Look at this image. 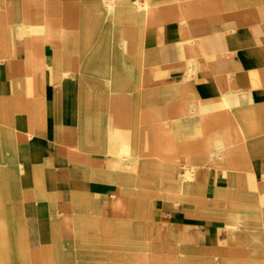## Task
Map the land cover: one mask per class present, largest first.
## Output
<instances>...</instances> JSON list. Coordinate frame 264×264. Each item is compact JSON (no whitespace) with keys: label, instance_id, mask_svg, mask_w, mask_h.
Masks as SVG:
<instances>
[{"label":"crops","instance_id":"1","mask_svg":"<svg viewBox=\"0 0 264 264\" xmlns=\"http://www.w3.org/2000/svg\"><path fill=\"white\" fill-rule=\"evenodd\" d=\"M18 1L0 0V241L32 264L73 235L68 264H264L259 0H62L84 18L68 47L24 36L19 4L6 20Z\"/></svg>","mask_w":264,"mask_h":264},{"label":"rangeland","instance_id":"2","mask_svg":"<svg viewBox=\"0 0 264 264\" xmlns=\"http://www.w3.org/2000/svg\"><path fill=\"white\" fill-rule=\"evenodd\" d=\"M8 7L3 9V13L5 14V18L6 20H10V13L13 12V9H11V4L15 5V4H19L21 7L19 9L18 12V21L21 23L20 20H22L23 15L25 14V9L27 11L28 14H30L31 16L34 13V19H35V27L34 28H20V31L23 33L24 36H29L28 39L31 40V38H33V40H61L62 42H64L66 40L65 45L68 47L70 44H73L75 41H78V28H81V25L83 24L84 18L82 17H78L76 16V9L74 8L75 6L71 3L68 4H64L62 3V0H28V1H18L17 3H8ZM13 5V6H14ZM25 5V6H24ZM69 6V7H68ZM71 6H73L72 8H70ZM259 6H260V19H264V5L261 4V0H259ZM28 9H27V8ZM62 12H65V16H60L62 14ZM59 16V17H58ZM75 16V17H74ZM63 24L65 25V27L63 26ZM11 24H9L10 26ZM66 26H71L72 28H77L75 30L73 29H69L67 28L66 30ZM63 32L60 33L61 30H63ZM48 36L47 38H45V36ZM66 37V38H65ZM26 39V37H25ZM27 39V40H28ZM71 47H69V49H66L64 52H72L74 53L73 48L70 49ZM254 115L257 114H252L253 118ZM168 132V143H169V147L171 145L172 142H175L174 147L177 150V153L182 154V152H190V153H194L196 156L200 155L202 153H205L204 151H198L195 147H193L192 151L190 150H186V148L188 147V145L185 144L186 139L185 136H180V130L179 129H167ZM177 133H179L178 135H176ZM154 141V138H148V142ZM150 143V142H149ZM172 146V145H171ZM148 157H150L151 159H153L154 157H157L158 155H155V146L154 144H148ZM178 148V149H177ZM232 148V147H231ZM190 149V147H189ZM153 163V160H150ZM163 163L166 162V164L169 162V160H163ZM173 164H176V168L174 167V169L179 168H183V163H176V162H172ZM201 163L204 162H192L191 166H193L195 169L200 168L199 165ZM184 170V168H183ZM182 172V171H181ZM181 172L178 176V178H181ZM184 178V177H183ZM163 179H166V176H163ZM210 183H218L221 184L220 182H211V180H209ZM223 197H225V195H222ZM209 201H217V199H211ZM74 235L72 240H64L61 244H58V240L55 239L54 236H52L51 239V261L52 263L57 264L58 262H60V264H63V261L61 260H66L68 263H71L70 260V256L66 253V249H69V247H71L72 245H74L75 243L78 244V247H80V241L74 240ZM89 238H93L95 237L94 233L89 232L88 234ZM43 242V241H42ZM41 242V244H42ZM96 241H88V244H95ZM25 244V245H24ZM23 245L25 247H23ZM18 248L16 249V253L18 252L17 255H10V256H6V257H1L0 256V264H32L31 260H33L32 256L28 257V254H26L27 250H24L26 248H28L26 241H18V240H2L0 241V249L1 250H6V249H10V248ZM8 252V251H7ZM42 249L40 248V250L38 251V253H41ZM19 253H22L19 254ZM67 254V255H66ZM75 257V256H74ZM47 260L46 257L42 258L37 257L36 260L39 261V264L42 263V260ZM76 259V263L78 264V257L74 258V260ZM55 261V262H54Z\"/></svg>","mask_w":264,"mask_h":264},{"label":"bare ground","instance_id":"3","mask_svg":"<svg viewBox=\"0 0 264 264\" xmlns=\"http://www.w3.org/2000/svg\"><path fill=\"white\" fill-rule=\"evenodd\" d=\"M145 2V1H144ZM118 3H119V1L118 0H109V12L110 13H113V11H115V13H117V10H118ZM69 7V6H68ZM73 6H71L70 8H72ZM75 8V7H74ZM75 17V16H74ZM19 20V19H18ZM24 20V19H23ZM26 20V19H25ZM29 20V19H28ZM21 21V20H20ZM27 23V22H26ZM30 24H32L31 22L29 23V25ZM198 131V130H197ZM193 133V132H192ZM196 134H198V133H196ZM189 135V134H188ZM217 136V135H216ZM197 137H198V135H197ZM189 139V138H188ZM190 141V140H189ZM192 141V140H191ZM227 142V141H226ZM192 143V142H191ZM196 144V143H195ZM192 144H190V146H191ZM249 146V145H248ZM191 147H193V146H191ZM218 147V146H217ZM243 147V146H242ZM227 148H229V147H227ZM244 149V148H243ZM220 150V149H219ZM221 151V150H220ZM245 151V150H244ZM251 151V150H250ZM213 153H212V155H211V157L215 160V159H217L218 157H219V155H218V152H217V150H213L212 151ZM222 153H224V152H222ZM246 153V152H245ZM228 154V153H227ZM161 164V163H160ZM131 165V164H130ZM134 166V165H133ZM156 169V168H155ZM155 171V170H154ZM171 171V170H170ZM161 172H163V170L161 171ZM168 172V171H167ZM166 172V173H167ZM164 173V172H163ZM194 171L193 170H190V169H187L186 171H185V174H184V179L181 181V186H182V188H185L186 186H187V182L189 181V180H191L193 177H194ZM171 175V174H170ZM169 178H167V180H168ZM168 184H169V181H168ZM53 210V209H52ZM53 212V211H52ZM225 221L227 222V223H235L236 224V226H232V227H229L230 229V232H235L237 229H239V228H241V226H242V223H243V221H242V219L240 218V216H239V212H237V211H234V212H231V213H229L228 215H227V217H226V219H225ZM254 259V258H253ZM256 260V262L258 261V260H260V259H255ZM261 261V260H260Z\"/></svg>","mask_w":264,"mask_h":264}]
</instances>
